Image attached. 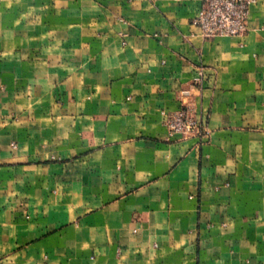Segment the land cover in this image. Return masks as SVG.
Instances as JSON below:
<instances>
[{
	"label": "crops",
	"instance_id": "1",
	"mask_svg": "<svg viewBox=\"0 0 264 264\" xmlns=\"http://www.w3.org/2000/svg\"><path fill=\"white\" fill-rule=\"evenodd\" d=\"M199 8L0 0V264H264V0L241 36Z\"/></svg>",
	"mask_w": 264,
	"mask_h": 264
},
{
	"label": "built area",
	"instance_id": "2",
	"mask_svg": "<svg viewBox=\"0 0 264 264\" xmlns=\"http://www.w3.org/2000/svg\"><path fill=\"white\" fill-rule=\"evenodd\" d=\"M200 8L192 20L206 38L217 36H241L248 31L251 7L259 0H199ZM202 72L196 80H200ZM169 137H202L206 133V123L196 115L191 105L172 111H162ZM16 148L17 145L13 144Z\"/></svg>",
	"mask_w": 264,
	"mask_h": 264
}]
</instances>
